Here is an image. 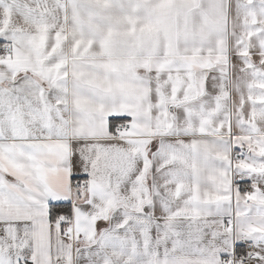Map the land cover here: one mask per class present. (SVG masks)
Returning a JSON list of instances; mask_svg holds the SVG:
<instances>
[{
    "label": "snow or ice",
    "instance_id": "1",
    "mask_svg": "<svg viewBox=\"0 0 264 264\" xmlns=\"http://www.w3.org/2000/svg\"><path fill=\"white\" fill-rule=\"evenodd\" d=\"M0 264H264V0H0Z\"/></svg>",
    "mask_w": 264,
    "mask_h": 264
},
{
    "label": "crops",
    "instance_id": "2",
    "mask_svg": "<svg viewBox=\"0 0 264 264\" xmlns=\"http://www.w3.org/2000/svg\"><path fill=\"white\" fill-rule=\"evenodd\" d=\"M118 15V14H117Z\"/></svg>",
    "mask_w": 264,
    "mask_h": 264
}]
</instances>
